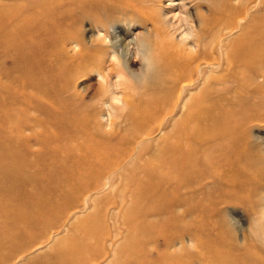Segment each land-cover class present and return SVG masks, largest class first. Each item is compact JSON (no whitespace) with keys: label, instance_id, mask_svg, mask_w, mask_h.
Instances as JSON below:
<instances>
[{"label":"bare ground","instance_id":"6f19581e","mask_svg":"<svg viewBox=\"0 0 264 264\" xmlns=\"http://www.w3.org/2000/svg\"><path fill=\"white\" fill-rule=\"evenodd\" d=\"M218 1L219 5L216 7L207 5L209 6L206 7L207 12H203L202 5L206 1L197 0V3L193 5L195 13L189 16L191 23L186 33L178 39L177 30H173V26L160 11L151 8V6L159 5L153 0H0V68L4 62L9 61L8 59L15 65L12 70L13 77H9L11 71L5 66L2 67L4 70H0V131H5L7 124L11 125L10 129L17 127L19 132L14 133L12 138H7L6 143L24 147L27 144L28 149L26 151L21 149V155H17V161H19L17 176L27 180L35 178L39 173L42 175L40 178L44 176L43 180H45L52 170L51 165H43L39 168V166L34 167L30 162H24L27 154L33 155V159L37 156L47 159L51 155L49 151L38 155L37 151L31 150L29 147L34 134L28 135L22 131V125H27L28 121L26 108L33 100L27 93L28 87L35 88L43 97L50 98L51 93H55L59 85L50 81L49 78H52L56 71L60 74L69 72L76 64L74 62L76 57H84L93 53L100 54L111 50L114 53V61L125 69L127 66L139 64L140 60L128 58L130 51L127 47L121 53L118 51L122 38L119 39L117 36L112 38V31L114 32L118 26L115 19L122 16L125 26L128 27L127 31L135 27L145 30V34L142 33L136 45L139 54H142V62L147 61L148 70L147 81L142 86L143 94H140L138 98L122 100V103L129 106V113L121 116V123H129V134L121 135L115 130L107 132L100 128L95 133L92 131L93 134L87 133L82 136L83 126L79 124L80 117H76L78 125L73 124L72 127H66L65 136L56 137L61 143L59 150H56L58 153L53 154L56 157L57 155L62 157L59 164L62 174L59 175L58 181L59 185L66 183L68 186L67 190L58 193L57 196L60 198L75 196L73 199L75 203H68L69 207L81 201L87 206L94 193L112 186V178L129 160L132 163L130 169L133 173L132 175L130 173V180L133 183L131 192L138 206L134 210V217H129V227L131 228L132 225L133 234L160 230L147 238L135 239L134 248L141 251L151 242L156 245L162 242L167 248L162 252L156 248L158 250L156 255L173 260L179 257V253L171 252L169 249L175 245L176 241L182 240L188 234L195 236L194 228L204 227V225L205 228H212L213 232L206 239V243L212 240L227 241L226 233L223 235L219 225L220 221L216 219L220 206L237 198L235 194L251 182L253 175L258 177L252 179L259 187L262 186L261 181L264 179V141L256 136L261 148L250 147L251 137L247 133L254 123L264 121V114L257 113L259 105L249 100L256 93L261 92L260 84H257L256 79L264 77L260 72L264 63L262 61L264 57V0H241L238 3H234L233 0ZM87 20L92 21L95 28L105 27L104 36L97 34L87 41L85 38H76L72 35L73 30L81 27ZM235 33L237 36L229 40V37ZM73 44L78 47V51L71 55L68 49ZM66 64L68 66H65ZM250 75L251 77L255 75L256 79H249ZM4 76L9 77L7 83L3 81ZM100 78L104 83L107 82L106 75L101 74ZM17 82L23 88L14 86ZM107 88L109 87L103 89L108 91ZM62 89L59 86V91ZM1 93L6 95L3 96ZM6 96L12 99L11 107L17 108V113L20 114V118L18 116L13 122L4 119V110L8 105L5 103ZM58 98L55 97L54 100L59 103V106L52 103V108L65 116L76 115L73 110L74 103L71 100L63 98L59 101ZM86 121L89 123L88 119ZM106 124H110L111 127L116 126L113 121ZM28 127L31 128V126ZM168 128L169 130L165 131ZM58 129L57 127V133H59ZM72 131H75L72 136L73 142L69 139ZM156 132H159L158 137H160L154 140ZM53 133L47 135L45 132L44 137H39V135L37 137L41 138L39 141L42 144L49 143L50 138L53 139ZM123 140L125 141L122 142ZM53 149L52 151H55ZM25 169L29 173H25ZM6 177L5 175L4 179ZM50 177L53 180V175ZM20 184H22L21 181ZM41 185H44V182ZM214 191H220V194L215 196ZM31 196H33L32 189L29 190L27 198L30 199ZM52 202L55 200L52 199ZM45 207L46 205L44 209ZM54 207L57 208V205ZM40 210H37L38 213ZM194 214L196 215L193 216ZM261 215V220H263L264 212ZM26 216L22 211L13 215L12 218L18 220L25 219ZM233 216L230 217L229 228H233L238 223L237 218ZM153 217L161 218L153 220L151 219ZM75 220L78 219L75 218ZM123 224L127 225L128 221H123ZM258 224L261 229L262 223L258 222ZM181 226L182 229L179 228ZM84 229L82 228L83 231L86 230ZM263 229L264 227L262 233ZM95 230V234L99 233L97 229ZM234 231L236 233V230ZM109 232L101 236L104 237ZM169 234H173V237L170 238ZM97 238L100 237L97 236ZM32 239L35 238L32 237ZM110 242L111 245L115 244V240L110 239ZM69 245L72 247L73 241ZM86 247L83 250H88ZM73 248L74 251L80 249L75 248L74 245ZM245 248L248 249L247 246ZM152 252L146 249L139 255H129V264H151L152 257L149 256ZM261 252L258 254L261 255ZM260 255H245L242 259H232L229 263L222 264H264V256ZM177 263L179 264L180 261Z\"/></svg>","mask_w":264,"mask_h":264},{"label":"rangeland","instance_id":"374dc122","mask_svg":"<svg viewBox=\"0 0 264 264\" xmlns=\"http://www.w3.org/2000/svg\"><path fill=\"white\" fill-rule=\"evenodd\" d=\"M153 1L157 2L159 5L151 6V8H153L155 11L161 12L162 16L168 20L171 26H173V30L175 29L177 30L176 32L177 37L178 39H180L186 33L187 28L191 23L189 16L190 14L192 15L195 13L193 5L194 3H197L196 2L197 0H194V1L193 0H153ZM205 1H206L204 2L205 4L202 5L203 12H207L206 7H209L207 5H213L215 7L219 5L218 0H205ZM240 1L241 0H233L234 3H238ZM261 14H263V12H261ZM129 17L131 16L129 15ZM115 21H117L118 26H116V29L114 32L111 29L112 38H116L117 36L119 37V39L120 38L123 39L121 46L118 47V51L121 53L123 49L127 47L130 51V54H128V58L131 57L134 60H137V61L140 60L139 64L137 63L135 65L127 66V68L125 69V67L117 64L116 61H114V58H113L114 53L111 50L105 53H100V54L93 53L92 55H87L84 57H79V58L76 57V59L74 60L76 64L69 72H64V74L63 73L60 74L59 71H56L54 73V76L52 78H49L50 81H52L53 83L55 82V84H58L60 87L63 88L61 91H59V86H57L58 88L56 92L55 93L52 92L51 93L52 96L50 98L45 97V96L43 97V95L39 93L35 88L34 89L31 87L27 88V93L29 94V96H31V99L33 100H32V103L29 105V107L27 106L26 108L28 112L27 113L28 115L26 114V118L28 121H27V125H22L23 126L21 127L22 131L23 133L28 134V135L34 134L32 141L30 142L31 146L29 147L31 150H33L34 152L37 151L36 153H38V155H41L43 152L48 153L49 151V154L51 155L48 156L47 159L44 158L43 156L42 157L37 156L35 159H33L34 158L33 155L27 154L25 155L26 158L24 162H30V164H32L34 167L39 166V168L43 167V165H49V166L51 165L52 170H50L51 171L50 174L45 179L46 181L43 180L44 176L43 178H40L42 175H40L39 173L36 174L35 178H30V179L28 178L27 180L25 178L22 179L20 176H17L18 175L17 168L19 165V161H17L18 160L17 155L18 154L19 156L21 155L20 154L22 153L20 151L21 149L25 151L28 150L27 144L25 147L23 145H16L18 147H16L15 145H11V144L7 145L6 143L7 138H12L14 136V133L19 132L17 127L10 129L11 125L9 126V124H7L5 127V131H0V167H1L0 171L2 172V173L0 172V187L2 186V188H0V191L2 190L0 192V195H1L0 196V238L2 237V239H0V254H1L0 264H63V263L64 264H86V263L88 264H129V255L130 256L139 255L141 251L146 250V249L153 251L152 254L149 256L150 258L151 257L153 258V259L151 258V264H162V263L170 264L172 262L177 263L179 261H180L179 264H213V263L222 264V263H229L230 260L232 259H236V260L238 258L242 259L245 257V255L246 256H254V254L260 255L258 254V252L260 253L261 251L263 252H261L260 256H264V231L262 233V228L264 227V218L263 220H261L262 218L261 214H263L264 212V208H263L264 207V198H263L264 197V179L261 181L262 186L259 187L257 184L253 182L254 180L252 179L254 177H257L255 175H253L250 180L251 182L254 183V185L251 182L247 183L245 188L242 191L235 194L236 196H238L237 198H234L230 200L229 203L227 204L225 203V205L222 204L220 206V212H219L218 217L216 216V219L218 220V222L220 221L219 225L221 228V232L223 233V235L226 233L227 239L226 238L225 239L227 241L218 242V241L212 240L206 243V239H208V237L213 233L212 228H205V225L204 227L196 226L194 228L195 236L192 237V235L188 234L185 237H183L182 240H177L175 245H173V247L169 249V251L171 252L174 251V252H177V254L179 253L180 258L178 257L179 258L178 259L177 257H175L173 260L166 259L164 257H160L156 255V251L161 250L160 252H162L163 250L167 248L165 247V245H163L162 242L159 245H156L155 243L151 242L148 245H145V248L143 247L141 251H139V249H137L136 247L134 248L133 246L135 239L147 238L151 235L156 234L160 230L159 229H158L159 231L150 230L142 234H133V231H131L132 225H131V228L129 227V217L131 218L134 217L133 216V213L135 212L134 210L136 209V207L138 208L135 198L131 192L133 183L130 180V173L131 175L133 173H132V170L130 169L132 163H130L129 160L112 178V186L105 187L102 190H100V192L98 191L97 193H94L91 196L90 203L87 206L84 205L81 201L80 203L78 202L74 206L69 207L70 204L68 203H71V204L75 203V201L73 200L75 196L69 195L66 198L61 197L64 200H62L59 196H57L58 193L67 190L68 186L66 183H61L59 185L60 182L58 181L59 175L62 174V171L59 167L60 160H62V157L61 155H57L56 157L55 154H53L54 152L56 154L58 153V151L56 152V150L57 149L59 150V145L61 143L56 137L62 136V135L65 136L64 130L66 127H69V126L72 127L74 125L77 126L78 124L75 118L78 116L80 117V120L82 122L81 123L79 121V124L83 126V127L80 126L82 127V136L87 135V133L93 134L100 128L105 129V131L107 132L111 130H115L118 134L128 135L129 134V123H123V122L121 123V120H122L121 116L129 113V106L127 107L126 104L122 103V100L124 99L129 100L130 98H138L140 97V94H143L144 92L142 86H143V83L147 81L146 80L148 76L147 61L142 62L141 60L142 54L141 53L139 54L136 41L138 40L139 37L142 36V33L143 35L145 34V30H143V28H140V27H135L131 31L129 30L127 31L126 29L128 27L125 26L122 16L116 17ZM97 34L104 36L105 27L100 26L99 28H95L93 26V22L90 20H87L85 21L83 25H81V27H77L75 30H73L72 35L76 36V38H85L87 41H89V39L92 36L93 37L97 36ZM236 36H237V33L229 37V40L234 39ZM68 51L71 55H74L73 53L75 51H78V47H76L75 44H73L72 47L68 49ZM8 60H9L8 62H4L3 66H5V68L11 71L9 72V77L10 76L13 77L14 72L12 70L15 68V65L11 62L10 59ZM262 61L264 62V57L262 58ZM65 66H68V64H66ZM2 67L0 68L1 71L4 70V68ZM101 69L103 72L101 71ZM119 70H121L120 73H119ZM260 72H262V74L264 75V63L260 69ZM101 74H104L107 76L106 83H104L102 81V78H100ZM117 76L118 77L121 76V77L118 78ZM8 78L4 76L3 81L7 83ZM251 78L256 79L255 75L252 77L250 75L249 79ZM256 80H257V84H260L261 92L256 93L253 97H250L249 100L259 105L260 108L258 109L257 113L259 112L261 114H264V77H259ZM14 86H18V87L20 86L23 88V86H21L19 82H17ZM107 86L109 87L107 88L109 92L107 90L106 91L104 90L105 87ZM125 90L127 92H125ZM53 93L55 94V96ZM1 94L3 96L6 95L5 93H1ZM55 97H59L58 98L59 101L63 100V98L71 100V102L74 103L73 110L75 111L76 115L65 116L61 112L59 113L55 108H52L51 107L52 103H56L57 106H59L58 105L59 103H57L54 100ZM47 99H49V101ZM11 101L12 99L6 96L5 103H7L8 105L6 109L4 110V119L10 120L13 122L17 120L18 116L20 118V114L17 113V108L13 109L11 107L10 105L12 104ZM249 114H250V111H249ZM24 115L25 114H23V116ZM38 117L40 120L38 119ZM108 117H109V120H108ZM41 119L43 122L41 121ZM87 119L89 120V123L88 121H86ZM111 121L115 122L116 126L111 127L110 124L109 125L106 124L108 122L110 123ZM42 123H45V125H42ZM28 126H31V128H29ZM57 127L59 128L58 129L59 133L56 132ZM168 130L169 128L166 129L165 131H168ZM45 132L47 135H50L51 133L54 132L52 134L53 139L51 140L50 138L49 143L47 142V143L42 144V142L39 141L41 138H38L37 136L39 135V137L40 136L44 137V135H46ZM74 132L75 131H72V133L69 134L70 135L69 139L72 142H73L72 136ZM158 133L159 132H156L154 134V140L160 137V136L158 137V135H160ZM247 133L251 137L250 147L261 148V145L258 143L255 137L259 136L264 141V121L260 123H254L250 131H248ZM58 134H61V135H58ZM36 137L38 138V140ZM124 141L125 140H123L122 142ZM150 142H152V140ZM52 149L55 151H52ZM14 161H15V164H14ZM13 166L14 167L16 166V168H13ZM2 170L5 172H3ZM25 171H24L25 173H29L28 170L25 169ZM4 174L7 176L6 178L8 180L6 178L4 179L5 177ZM51 175H53V180H51L52 179V177H50ZM55 178L56 180H54ZM20 181L22 184H20ZM42 181L44 182V185H41L43 183ZM37 183L38 185H34ZM49 184L50 186H48ZM51 184L54 186L55 189L54 188L51 189V187H53L51 186ZM25 185H26V188H25ZM10 188L12 189L14 188V189L12 190ZM30 189H32L33 196H31L29 199L27 197H28V192ZM45 189L46 190L48 189L47 193ZM49 190L51 192H49ZM3 191L4 193H2ZM6 191H7V194H6ZM48 192L50 194H48ZM52 193L53 195H51ZM2 194H4V196ZM218 194H220V191H214L213 193V195L215 196ZM8 198H13V199L10 200ZM52 199L53 201L55 200V202H52ZM25 201L27 204L25 203ZM130 201H131V204H130ZM38 202L39 204H37ZM6 203H8L9 205H7ZM22 205L23 206L25 205V207H23ZM43 205L44 206L46 205L45 207L46 209H44ZM54 205L55 206L57 205V208H55ZM39 209L41 210L38 213ZM76 209H78V211H76ZM22 211L25 212V214L27 215L26 216L27 218L18 219V220H16V218H12L13 215L18 214L19 212H22ZM106 212H107V216H106ZM76 215L78 218L75 217ZM195 215L196 214H194L193 216ZM231 216L237 218L238 220L237 225L239 224V226L235 225L233 228L231 227L229 228V225L231 222L230 221ZM62 217L64 218V220ZM75 218L78 220H75ZM157 218L160 219L161 217H153L151 219L157 220ZM253 218L256 219L258 222L262 223L261 229L260 227H258L259 226L258 222L254 220ZM125 220L128 221V224H127L128 226L123 224V221L125 222ZM85 226L89 228V230H87ZM82 228L86 229V230L84 229L86 233L85 231L82 230ZM179 228L182 229V226ZM95 229H97V232L99 233L95 234L96 232ZM23 230L24 232L25 231L27 232L25 233L20 232ZM234 230H236V233ZM108 231L110 232L109 234L108 233L105 234L106 237L101 236L102 234ZM114 232H117V233H114ZM31 234H34L35 236ZM85 234L87 237L85 236ZM38 235H40V237ZM97 236H99L100 238H97ZM169 236L170 238H172L173 234H169ZM32 237L35 239H32ZM71 237L73 238L72 241H73L74 247L75 248L79 247L80 248L79 251L78 250L74 251L73 245L72 247L71 245H69V244H72ZM228 237L230 238L228 239ZM44 238L46 239L45 241H44ZM105 238H108V239L105 240ZM110 239L115 240L114 245H111ZM85 240H86V244H85ZM75 241H77V243ZM179 241L183 242V244H180ZM90 243H92V245H90ZM83 244L85 247L87 246L86 248L88 250H83L85 249ZM87 244L90 245L91 247L88 246ZM194 245L195 247H193ZM21 246L23 247V249ZM246 246L248 247V249L245 248ZM161 247H164V248L162 249ZM207 247L209 248L206 249ZM25 248H28L29 250ZM153 248L155 249L158 248V250L157 249L155 250ZM200 248L202 249V251ZM72 249L74 253L72 252ZM182 249H186V250H182ZM198 249L199 251L196 252V250ZM245 249L248 251H246ZM253 250L255 251L252 252ZM13 251L17 252L15 253L16 256ZM82 251L83 253H81ZM234 251H237V252H234ZM153 255L154 256L156 255V256L154 257ZM192 256L196 258H193ZM197 256L199 257L197 258ZM159 258H161L162 260ZM168 260H172V261H168ZM130 264H134V263H130Z\"/></svg>","mask_w":264,"mask_h":264}]
</instances>
